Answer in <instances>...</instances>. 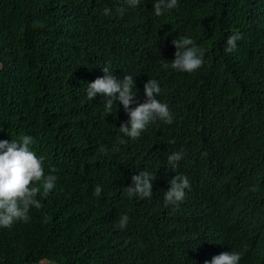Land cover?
<instances>
[{
  "label": "trees",
  "instance_id": "16d2710c",
  "mask_svg": "<svg viewBox=\"0 0 264 264\" xmlns=\"http://www.w3.org/2000/svg\"><path fill=\"white\" fill-rule=\"evenodd\" d=\"M152 2L0 0V139L32 135L57 175L27 222L0 227V264H203L228 250L264 264V0H178L159 17ZM234 30L242 38L225 52ZM180 35L204 52L192 73L161 67ZM105 63L134 77L137 103L157 79L172 122L120 144L123 107L106 113L85 92ZM180 149L174 171L190 187L169 204L167 156ZM144 169L152 195L129 197ZM230 220L235 238L223 233Z\"/></svg>",
  "mask_w": 264,
  "mask_h": 264
},
{
  "label": "clouds",
  "instance_id": "9594fccd",
  "mask_svg": "<svg viewBox=\"0 0 264 264\" xmlns=\"http://www.w3.org/2000/svg\"><path fill=\"white\" fill-rule=\"evenodd\" d=\"M140 0H128L131 6H137ZM178 0H153L152 14L159 17L166 10L176 8ZM105 13L109 9L104 10ZM242 34L234 30L226 37L225 52H232L237 48V41ZM175 48L174 58L169 62L161 59V67L186 73H192L204 63V52L197 45L191 35H180L171 40ZM103 73L87 83L85 92L91 100L98 94L103 98V107L106 113H111L117 105L123 107L128 119L121 122L118 130L123 135L118 137V142L124 144L125 137L137 138L145 130L146 126L155 120H161L170 124L173 116L166 102L158 99L161 94V86L157 79H147L143 84L144 99L136 102L137 89L134 86V77L131 74H123L118 78L113 74V68L105 63L100 67ZM131 105V107H130ZM170 143L172 141H169ZM34 138L30 134H22L17 138L0 139V227L10 226L15 221L27 222L30 219V209L41 208V200L37 194L47 196L55 188L57 175L53 168L45 172L44 156L37 155L33 150ZM105 147L101 151H107ZM183 149L171 152L167 156V167L173 171L178 162L183 158ZM175 172V171H174ZM168 181L169 187L163 192V199L169 204H177L183 201L186 189L190 187L189 178L177 173ZM155 172L144 169L131 176L130 184L125 186L129 197L138 195L150 197L152 195V181ZM96 193L101 191L99 185ZM128 216L121 215L118 221L119 227L127 224ZM223 233L228 238H235L238 229L230 220L223 228ZM241 252L237 250L222 251L205 259L203 264H239ZM43 264V262H41ZM49 264H55L49 261Z\"/></svg>",
  "mask_w": 264,
  "mask_h": 264
},
{
  "label": "rangeland",
  "instance_id": "374dc122",
  "mask_svg": "<svg viewBox=\"0 0 264 264\" xmlns=\"http://www.w3.org/2000/svg\"><path fill=\"white\" fill-rule=\"evenodd\" d=\"M40 264H41V263H40ZM43 264H49V262H46V261H45Z\"/></svg>",
  "mask_w": 264,
  "mask_h": 264
}]
</instances>
